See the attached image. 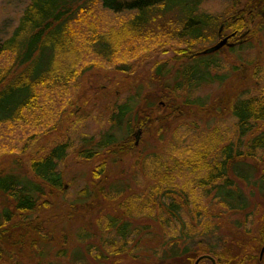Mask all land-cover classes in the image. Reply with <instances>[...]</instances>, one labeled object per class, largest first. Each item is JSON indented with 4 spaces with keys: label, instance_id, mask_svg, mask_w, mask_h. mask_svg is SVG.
I'll use <instances>...</instances> for the list:
<instances>
[{
    "label": "rangeland",
    "instance_id": "obj_1",
    "mask_svg": "<svg viewBox=\"0 0 264 264\" xmlns=\"http://www.w3.org/2000/svg\"><path fill=\"white\" fill-rule=\"evenodd\" d=\"M32 2L35 3V0H0V45L23 23L31 26L37 22L34 17L40 20L35 11L31 17L24 19L25 11ZM230 5L231 0H204L200 11L222 14ZM165 14L172 15L179 23L187 19L180 7ZM57 15L45 22L64 23V18L59 20ZM30 38V33L23 37ZM203 47L205 45L196 48ZM174 56L176 52L173 50L155 52L128 79L111 68H91L79 81L77 96L85 100H78L77 115L73 117V120H84L83 123H76L72 128L70 122L60 132L52 134L50 140L44 137L38 146L44 144L48 150L39 152V148L32 145L22 154L0 155V168L5 169V175L16 177L23 183L33 180L41 185L45 194L33 191L32 195L40 198V203H46L42 210L28 211L13 218L16 222L26 218L37 226L42 223L43 230L31 227H26V231L19 229L17 233L22 235L21 242H2L0 264H213L211 258L202 260V255L215 259L218 257L216 252L224 250V246L231 254L238 251L243 256L247 252L253 257L259 254L256 246L261 240L264 223V192L257 180L264 172V161L250 160L258 162V167L252 168L251 162H246L237 168L236 174L235 171L230 173L231 179L236 181L235 186L241 188L244 197L249 200L245 210L229 209L215 197V189L209 194L197 190L195 195L198 199L193 197V192L187 191L191 199L187 205L181 182L175 193L178 203L182 204L180 208L173 209V200L169 197H164L161 203H151L149 193L155 181L149 176L151 166L143 162L146 159L147 163L151 155L165 156L175 145L192 142L201 130L218 125L231 131L234 122L228 113L210 114L194 110L196 106L192 104L182 105L186 95L174 97L160 85L159 79H152L154 64L166 65L163 80L172 85L177 78L194 81L196 76L205 75L206 78L194 86L193 99L199 97L211 104L225 96L231 100L246 97L255 94L264 80V32L253 36L241 49H228L227 53L201 54L180 62ZM216 64L218 68L213 69ZM256 71H260V75ZM217 74L221 77L225 75L224 80L208 82L209 77ZM138 92L141 98L132 100ZM126 102L131 103L132 112L119 121V106ZM149 103H154V107L148 106ZM174 107H178L180 112L167 122L169 128H162L159 123L135 127L132 132L134 142L136 133L142 130L136 149L112 155L106 153L110 157L108 166L103 176L95 179V187L94 170L100 160L83 158L79 152L83 149L105 151L108 147L103 143L107 142L108 135L118 142L128 137L130 119H134L139 109L143 110L141 116L154 118L156 115H172ZM256 129L264 130V123H259ZM59 142L69 143L67 156L57 165L65 187L63 191L29 175L33 158L46 154ZM238 171L247 179L240 178ZM84 189L91 195H87ZM132 196L139 197V204L134 205ZM7 201L8 195L0 187V213ZM112 219H118L120 223L111 226ZM123 224H126V235L119 232ZM235 238H241L244 244L247 240L246 248L243 244L236 246ZM248 261V264L257 262L256 257H249Z\"/></svg>",
    "mask_w": 264,
    "mask_h": 264
},
{
    "label": "trees",
    "instance_id": "obj_2",
    "mask_svg": "<svg viewBox=\"0 0 264 264\" xmlns=\"http://www.w3.org/2000/svg\"><path fill=\"white\" fill-rule=\"evenodd\" d=\"M243 1L245 2L242 3ZM203 3L204 0L32 2L25 11L24 19L31 17L35 11L40 22L34 17L37 22L31 24L32 27L23 23L0 45V155L22 154L31 149L32 145H36L39 152L48 150L44 144L38 146L44 137L45 140H50L52 134L60 132L70 122L72 128L76 123H83L84 120H73V117L77 115L78 100H85L77 96L79 81L91 68H111L128 79L155 52L173 50L176 52L174 58L180 62L204 54L203 50L215 45L221 38L229 37V43L233 45H225L209 55L227 53L228 49H241L253 36L264 32V0H231L229 9L222 14L200 11ZM179 7L187 16L180 23L172 15L165 14ZM56 13L59 20L64 18V23L56 25L50 20L45 22ZM29 33L31 38L23 39ZM198 45L205 47L196 48ZM165 66L155 63L151 69V77L159 79L160 85L174 97L186 95L182 105L192 104L196 106L194 110L210 114L228 113L234 122L231 131L216 125L212 129L199 131L192 142L175 145L165 156L151 155L147 163L144 159L143 164L151 166L149 176L155 181L152 184L153 190L149 193L151 203H161L164 197H169L173 200L171 207L180 208L182 204L178 203L175 193L181 182L187 205L191 201L187 191L193 192V197L198 199L195 195L197 190L209 194L215 189V197L229 209H247L249 200L244 197L242 189L235 186L236 181L231 179L230 173L235 171L236 174L237 168L246 162H251L252 168H257L258 162L264 161V130L256 129L259 123H264V80L260 82L255 94L232 100L225 96L210 104L199 97H191L194 86L204 80L205 75L196 76L194 81H180L177 78L172 85L163 80ZM213 67L218 68L217 64ZM212 70L209 73L212 74ZM256 74L260 75V71H256ZM224 76L217 74L209 77L208 82L224 80ZM140 98L141 93L138 92L132 100ZM148 106L154 107V103H149ZM178 110V107H174L172 115H156L152 118L149 115L141 116L143 110L139 109L134 119H130L128 137L118 142L115 137L108 135L107 142L103 143L108 147L105 151L81 150V157L100 160L94 170V184L95 179H100L106 172L110 158L108 155L137 148L132 138L135 127L159 123L162 128H169L167 122L180 112ZM131 112L130 102L120 105L118 120L122 121ZM68 150V142H59L46 154L35 156L31 172L27 173L42 179L52 188L65 190L57 165L58 161L67 156ZM238 174L240 178L247 179L239 171ZM258 183L262 184L261 190L264 192V172L257 180ZM0 187L8 195L6 207L0 213V244L21 242L22 235L17 233L19 229L26 231V227H31L42 231V223L37 226L26 218L17 222L13 218L28 211L44 209L46 203H40V198L32 195L33 191L40 192L39 195L45 194L44 188L33 180H25L23 183L16 177L5 175L3 168H0ZM84 192L91 195L87 189ZM138 198L132 196L134 205L139 204ZM119 223L118 219L111 220V226ZM261 229V240L256 246L258 255L253 257V254L247 252L243 256L239 251L231 254L229 248L224 246V250L216 252V264H223L224 261L226 264H248L249 257H256V264H264V257H260L264 246V223ZM126 230V224H123L119 232L126 235ZM241 241V238H235V245L243 244L246 248L247 240L245 244ZM239 254L242 255L241 258ZM204 258L206 257L202 255V260Z\"/></svg>",
    "mask_w": 264,
    "mask_h": 264
},
{
    "label": "water",
    "instance_id": "obj_3",
    "mask_svg": "<svg viewBox=\"0 0 264 264\" xmlns=\"http://www.w3.org/2000/svg\"><path fill=\"white\" fill-rule=\"evenodd\" d=\"M222 28H223V26L221 27V30H222ZM225 45H233L232 43H229V37L221 38L215 45L206 48L205 50L202 51V53H204V54L213 53V52L218 51L219 49L223 48ZM141 134H142V130L139 129L138 132L136 133L135 145H139ZM263 256H264V247L261 250V258H263ZM206 257L211 258L213 264H216V261L214 258H212L210 256H206Z\"/></svg>",
    "mask_w": 264,
    "mask_h": 264
},
{
    "label": "bare ground",
    "instance_id": "obj_4",
    "mask_svg": "<svg viewBox=\"0 0 264 264\" xmlns=\"http://www.w3.org/2000/svg\"><path fill=\"white\" fill-rule=\"evenodd\" d=\"M263 247H264V246H263ZM263 247H262V248H263ZM261 250H262V249H261ZM205 257H206V256H205ZM260 257H261V253H260Z\"/></svg>",
    "mask_w": 264,
    "mask_h": 264
}]
</instances>
